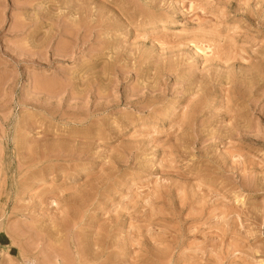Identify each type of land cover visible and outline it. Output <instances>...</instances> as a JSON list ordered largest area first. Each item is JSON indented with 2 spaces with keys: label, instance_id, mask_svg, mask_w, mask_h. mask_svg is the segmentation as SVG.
<instances>
[{
  "label": "rangeland",
  "instance_id": "374dc122",
  "mask_svg": "<svg viewBox=\"0 0 264 264\" xmlns=\"http://www.w3.org/2000/svg\"><path fill=\"white\" fill-rule=\"evenodd\" d=\"M0 264H264V0H0Z\"/></svg>",
  "mask_w": 264,
  "mask_h": 264
}]
</instances>
